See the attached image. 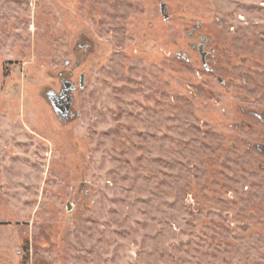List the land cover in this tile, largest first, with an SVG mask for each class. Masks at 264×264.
I'll use <instances>...</instances> for the list:
<instances>
[{"label": "rangeland", "instance_id": "rangeland-1", "mask_svg": "<svg viewBox=\"0 0 264 264\" xmlns=\"http://www.w3.org/2000/svg\"><path fill=\"white\" fill-rule=\"evenodd\" d=\"M69 72L63 122L45 93ZM250 111L264 0H0V264H264Z\"/></svg>", "mask_w": 264, "mask_h": 264}, {"label": "flooded vegetation", "instance_id": "flooded-vegetation-1", "mask_svg": "<svg viewBox=\"0 0 264 264\" xmlns=\"http://www.w3.org/2000/svg\"><path fill=\"white\" fill-rule=\"evenodd\" d=\"M165 14L166 10H165ZM168 15V14H167ZM164 17V16H163ZM200 24H193L191 28L190 35L197 37V43L192 44V49H197V52L199 53L201 57V62L203 67L207 71H211L210 66L207 64V57L212 53L210 48V44L213 42L212 37H208L207 35L200 32ZM93 45L89 43L88 39L85 37H82L79 41L76 43V62L73 65V69L77 68L81 62L84 59V54H88L90 51H92ZM181 53H179L180 55ZM186 57V56H184ZM70 64V59H67L65 61V65L68 66ZM84 73L79 74L78 79V86L75 84V82L72 79V72H69L67 74H60V82H61V88L58 92H56L53 89H48L45 93L47 97V101L49 102L52 109L55 107L56 109H59V119L63 122H67L69 119H73L76 115L73 113V105H74V92L76 91L77 87L80 86V77ZM218 81L221 82V78L218 77ZM54 111V110H53ZM251 115H254L258 117L260 120L264 121L263 114H259L256 112L250 111ZM58 116V115H57Z\"/></svg>", "mask_w": 264, "mask_h": 264}, {"label": "water", "instance_id": "water-1", "mask_svg": "<svg viewBox=\"0 0 264 264\" xmlns=\"http://www.w3.org/2000/svg\"><path fill=\"white\" fill-rule=\"evenodd\" d=\"M165 10H166V4L165 3H161L160 4V11H161L162 15L164 16V19H167L168 15L165 14ZM84 84H85V75L82 74L81 77H80V86H79V88H83ZM53 110L56 113V115H58V117H59V115H60L59 109H56L54 107ZM67 210H68V212H70L72 210V204L70 202H67ZM68 220H70V219H68Z\"/></svg>", "mask_w": 264, "mask_h": 264}]
</instances>
